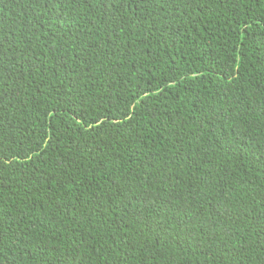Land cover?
Listing matches in <instances>:
<instances>
[{"label":"trees","instance_id":"1","mask_svg":"<svg viewBox=\"0 0 264 264\" xmlns=\"http://www.w3.org/2000/svg\"><path fill=\"white\" fill-rule=\"evenodd\" d=\"M0 264H264V0H0Z\"/></svg>","mask_w":264,"mask_h":264}]
</instances>
